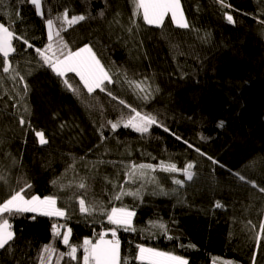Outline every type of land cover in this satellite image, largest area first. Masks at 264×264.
Returning <instances> with one entry per match:
<instances>
[{
    "label": "trees",
    "instance_id": "trees-1",
    "mask_svg": "<svg viewBox=\"0 0 264 264\" xmlns=\"http://www.w3.org/2000/svg\"><path fill=\"white\" fill-rule=\"evenodd\" d=\"M180 5L187 28L169 13L159 26L145 23L134 0H41L40 14L30 0H0V23L14 32L8 73L0 54V203L23 189L27 199L55 198L65 212L2 214L14 239L0 249V264H83V241L113 231L120 264H148L136 259L137 245L188 264H264V0ZM65 12L86 19L69 26ZM49 43L56 55L87 45L112 83L89 95L74 72L57 76L36 51ZM136 112L159 126L124 128ZM109 121L120 126L113 131ZM188 163L191 180L182 171ZM140 164L155 170L127 175ZM115 207L134 211L129 230L109 222Z\"/></svg>",
    "mask_w": 264,
    "mask_h": 264
},
{
    "label": "snow or ice",
    "instance_id": "snow-or-ice-1",
    "mask_svg": "<svg viewBox=\"0 0 264 264\" xmlns=\"http://www.w3.org/2000/svg\"><path fill=\"white\" fill-rule=\"evenodd\" d=\"M27 2V0H26ZM30 2L35 6L37 14H40L41 10V0H30ZM137 11L142 10L143 19L145 23L150 25L159 26L163 23L164 17L166 14L171 13L172 20L177 23L178 27L187 28L189 25L187 22L183 20V13L180 11V0H134ZM135 14V13H134ZM103 15V12L100 13ZM178 16L180 19L178 20ZM57 19H60L58 16ZM86 19L85 15H72L71 19H68V13L65 12L63 14V21L66 22L69 26L83 21ZM227 20L232 22L233 17L231 15L227 16ZM49 33L48 39L49 41L53 40V19L48 18L46 20ZM59 31L56 32V36H59ZM14 37V32L6 27L3 23H0V54L3 56V72H9V54L14 51V47L12 44V40ZM19 39L20 37H16ZM27 43V40L24 41ZM31 47V45H28ZM64 48H67V45H63ZM37 54L41 57L44 64L48 65L53 72L56 73L57 76L63 77L66 72H74L77 76H79L80 81L83 83L84 88L87 89L89 95H91L95 89H100V91H105L103 87L104 82L112 83L111 77L109 73L104 69V67L100 64V61L96 59L95 54L92 49L85 45L83 48H80L77 51H61L59 55L53 51L52 44L49 43L46 50L37 49ZM52 51L55 59L48 55V52ZM66 85H68L70 90L74 92L78 91L76 89H72V86L68 84V81H64ZM137 87H140L137 84ZM27 92V86H25V93ZM147 99V97H145ZM123 103V101H121ZM25 111H28L25 108ZM133 111H135L133 109ZM111 128L115 131L119 126L120 122L112 123ZM20 124L24 125L25 120L23 118L20 119ZM158 125V121L155 116L144 114L142 115L139 112H136L134 116H130L126 121L123 122L124 128L131 127L134 131L139 133H147L149 128L152 125ZM223 122H221L222 126ZM159 126V125H158ZM168 131L167 128L164 129ZM36 136L39 138V142L41 144H47L48 141L44 137V133L36 132ZM179 139V137H178ZM192 147V145H188ZM197 151H199L197 149ZM201 155H204L201 153ZM209 159H212L209 157ZM213 164H216V160H212ZM162 171H167L171 173H175L181 171L177 168L175 164L161 165ZM193 168L192 163H188L183 168L184 177L187 180H191L193 178V173L191 169ZM137 169H152L155 170V166L153 165H144L140 164L137 166H133V170L131 173H127V175H134ZM2 178V177H0ZM154 179V178H153ZM241 181H245L244 176H239ZM55 183V182H54ZM174 184H182V181L173 179ZM254 188L259 187L255 183L252 185ZM30 187V185H29ZM80 188H84L85 185L81 183L79 185ZM121 190L123 187L121 186ZM261 192H264V187H259ZM23 189L19 191H15L11 194L10 198L5 199L2 203H0V249H5L8 246V250L11 249L10 242L14 239V232L12 224L9 222V219L3 218L2 214H8V216H15L22 213H37L41 216H64V212L56 207V199L53 197H45L41 199L38 196H32L30 199L25 198V195L22 194ZM120 196L117 195L116 199H119ZM217 207H220L217 204ZM80 210L81 212L89 211L88 208L85 207V201L80 200ZM135 215L133 211H129L125 208H112L111 213L108 214V220L111 224H114L118 227H124L127 231L131 228L132 217ZM161 227H163L161 225ZM57 225H53V232L55 235H59L56 232ZM261 228L264 229V224L261 225ZM69 232L65 233L63 236V243L67 245L69 243ZM113 239L105 240L104 235H100V239L96 244H92L90 241H84V256H83V264H120V245L119 241L115 238L116 232H112ZM138 255L136 259L140 261H147L148 264H188V261L178 255H173L171 253L158 251L153 248H146L140 245H137ZM54 251L50 246L44 247V252L50 253ZM76 248L70 247V251L67 255H69L72 259H76Z\"/></svg>",
    "mask_w": 264,
    "mask_h": 264
},
{
    "label": "rangeland",
    "instance_id": "rangeland-1",
    "mask_svg": "<svg viewBox=\"0 0 264 264\" xmlns=\"http://www.w3.org/2000/svg\"><path fill=\"white\" fill-rule=\"evenodd\" d=\"M142 11V10H141ZM180 11L183 13V11H182V8H181V5H180ZM170 14V16H171V13H169ZM171 18H172V16H171ZM178 20L180 19V17L178 16V18H177ZM183 20L186 22V19H185V16H184V14H183ZM174 22V21H173ZM174 24H176L177 25V23L176 22H174ZM178 26V25H177ZM46 27H47V33H49V29H48V26H47V23H46ZM52 33L54 34V30H53V28H52ZM131 128V127H130ZM39 139V138H38ZM41 199H44V198H41ZM56 207L58 208V209H60L58 206H57V203H56ZM115 208H124V207H115ZM125 209H127V210H129V211H132V210H130V209H128V208H125ZM61 210V209H60ZM61 211H63V210H61ZM64 212V211H63ZM134 212V211H133ZM111 213V212H110ZM64 216H65V212H64ZM64 216H62V218L64 217ZM49 217V216H48ZM50 217H54V218H59V216H50ZM133 218H134V216L131 218L132 219V224H131V226L133 225ZM68 231H66L65 233H67ZM65 233H63V236H64V234ZM100 239V238H99ZM99 239L98 240H96V241H91L90 239H85V240H88V241H90L92 244H96L98 241H99ZM105 240H112L113 239V236L111 235V236H105V238H104ZM84 240V241H85ZM84 241H83V243H82V246H81V249H82V251H83V253H84ZM159 251V250H158ZM162 252H164V251H162ZM168 253V252H167ZM76 254V253H75ZM172 254V253H171ZM173 255H176V254H173ZM179 256V255H178ZM180 257H182V256H180ZM182 258H184V257H182ZM185 259V258H184ZM216 259H218V260H220V261H222V262H224L225 264H237V263H235V262H233V261H231V260H227V259H223V258H216ZM140 261V260H139ZM140 262H144V263H148L147 261H140Z\"/></svg>",
    "mask_w": 264,
    "mask_h": 264
},
{
    "label": "crops",
    "instance_id": "crops-1",
    "mask_svg": "<svg viewBox=\"0 0 264 264\" xmlns=\"http://www.w3.org/2000/svg\"><path fill=\"white\" fill-rule=\"evenodd\" d=\"M166 15H167V14H166ZM166 15H165V16H166ZM153 25H154V24H153ZM11 54H12V52H10L9 56H10ZM1 55H2V54H1ZM32 214H37V213H32ZM38 215H39V214H38ZM49 217H50V216H49ZM63 218H64V217H63ZM63 218H62V216H59L58 219H63ZM66 231H68V230L65 229V230H64V233H65ZM104 238H105V236H104Z\"/></svg>",
    "mask_w": 264,
    "mask_h": 264
}]
</instances>
